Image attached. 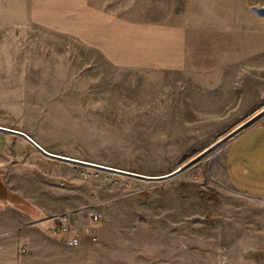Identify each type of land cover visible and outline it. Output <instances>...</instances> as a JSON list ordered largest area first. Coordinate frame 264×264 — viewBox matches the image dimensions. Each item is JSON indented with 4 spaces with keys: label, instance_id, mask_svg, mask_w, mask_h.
<instances>
[{
    "label": "rangeland",
    "instance_id": "374dc122",
    "mask_svg": "<svg viewBox=\"0 0 264 264\" xmlns=\"http://www.w3.org/2000/svg\"><path fill=\"white\" fill-rule=\"evenodd\" d=\"M144 1L0 0V126L148 176L199 157L165 181L69 163L105 264H264V209L225 206L223 173V139L264 109V0Z\"/></svg>",
    "mask_w": 264,
    "mask_h": 264
},
{
    "label": "crops",
    "instance_id": "0c3cea01",
    "mask_svg": "<svg viewBox=\"0 0 264 264\" xmlns=\"http://www.w3.org/2000/svg\"><path fill=\"white\" fill-rule=\"evenodd\" d=\"M149 1L128 4H167ZM72 170L71 164L0 131V264H105L103 249L94 251L91 246L92 225L86 231V225L72 218L84 208L73 205ZM223 173L232 189L225 206L264 209V119L230 141ZM61 221L79 229V245L71 242L72 236L53 235L54 225ZM227 238L224 246L229 249L233 241L231 235ZM218 260L217 255L211 257L213 262ZM249 261L256 262L248 253L228 252L222 259L224 264Z\"/></svg>",
    "mask_w": 264,
    "mask_h": 264
},
{
    "label": "water",
    "instance_id": "95a60500",
    "mask_svg": "<svg viewBox=\"0 0 264 264\" xmlns=\"http://www.w3.org/2000/svg\"><path fill=\"white\" fill-rule=\"evenodd\" d=\"M263 119H264V109H262L260 112L256 113L254 116H252L251 118L246 120L239 127H237L235 130H233L231 133H229L223 139V142H227V141L233 140L234 138L239 136L241 133H243L247 129L253 127L254 125L259 123ZM0 131H2L4 133L14 134V135H18V136L23 137L29 143H31L37 150H39L42 154H44V155H46L48 157L54 158V159L62 160V161H65V162H68V163H72V164H80V165L91 166V167H95V168H98V169H102V170H106V171H113V172H117V173H120V174H123V175H128V176H132V177H136V178H140V179L151 180V181H165V180H168V179L174 177L175 175L181 173L183 170H185L188 166L193 164L199 158V157H196L195 159L187 162L186 164H184L183 166L179 167L177 170H175V171H173V172H171L169 174L162 175V176H148V175L138 174V173H134V172H129V171H125V170H120V169H116V168H112V167H107V166H103V165H99V164H95V163L82 161V160H78V159L71 158V157H68V156H63V155L51 153V152L47 151L45 148H43L39 143H37L28 134H26V133H24L22 131H18V130L11 129V128L4 127V126H0Z\"/></svg>",
    "mask_w": 264,
    "mask_h": 264
},
{
    "label": "built area",
    "instance_id": "2783aa9c",
    "mask_svg": "<svg viewBox=\"0 0 264 264\" xmlns=\"http://www.w3.org/2000/svg\"><path fill=\"white\" fill-rule=\"evenodd\" d=\"M90 218L92 222H98L100 217L98 214L91 213ZM86 231H89L88 227L86 228ZM52 233L54 236H72L73 239L71 242L75 245L80 244L79 229L66 221L56 223L52 229Z\"/></svg>",
    "mask_w": 264,
    "mask_h": 264
}]
</instances>
